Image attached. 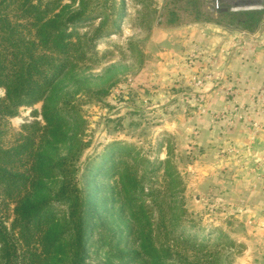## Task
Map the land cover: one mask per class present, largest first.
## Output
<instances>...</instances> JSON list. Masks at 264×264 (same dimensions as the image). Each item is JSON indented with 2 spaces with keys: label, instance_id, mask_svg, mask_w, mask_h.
Masks as SVG:
<instances>
[{
  "label": "trees",
  "instance_id": "obj_1",
  "mask_svg": "<svg viewBox=\"0 0 264 264\" xmlns=\"http://www.w3.org/2000/svg\"><path fill=\"white\" fill-rule=\"evenodd\" d=\"M62 1L0 0V191L12 205L11 221L0 218V264H227L219 243L185 234L180 182L147 186L138 167L122 170L116 151L77 165L87 142L76 95L93 83L90 92L103 96L115 84L117 64L103 67L95 44L119 32L125 2L110 18L89 8L93 0L75 9L76 0ZM224 11L230 25L243 16L246 28L262 13ZM95 19L92 29H75ZM37 102L42 122L19 132L7 125Z\"/></svg>",
  "mask_w": 264,
  "mask_h": 264
},
{
  "label": "rangeland",
  "instance_id": "obj_2",
  "mask_svg": "<svg viewBox=\"0 0 264 264\" xmlns=\"http://www.w3.org/2000/svg\"><path fill=\"white\" fill-rule=\"evenodd\" d=\"M119 2L93 0L89 8L105 10L113 18ZM124 2L119 32L97 39L95 44L103 54V67L117 64L109 79H116L115 84L103 96L90 92L93 83L76 95L87 142L77 165L81 167L88 156L116 151L124 161L122 170L138 167L147 186L166 189L168 182H180L177 198L185 210L182 224L191 228L185 234L198 231L199 239L219 243L217 249L222 258L226 255L227 264H264V154H259L264 140L258 139L264 128V103L252 108L253 114L245 101L236 100L232 108L224 97L223 105L209 106L200 90L208 83L209 88L216 83L223 85L224 92L231 90V79L240 86L253 79L264 85V78L249 76L236 62L246 61L245 66L255 69L254 73L260 64L264 66V0ZM238 6L262 11L251 28L241 23L243 16L234 25L227 22L224 10ZM205 21L222 25L225 44L219 56L207 53L201 59L202 54L191 50L195 47V38L190 39L194 30H188L189 36L186 26ZM98 22L84 21L75 29H92ZM186 37L192 41L187 46ZM232 72L238 75L231 76ZM245 94L252 103L255 93ZM41 105L20 106L15 116L6 118L7 125L19 132L29 120L42 122ZM232 117L242 118L246 128L242 142L236 144L229 136ZM80 172L79 168L77 174ZM106 181L115 182L117 177ZM152 198L143 195L141 201L148 204ZM11 207L0 191L4 224L11 221Z\"/></svg>",
  "mask_w": 264,
  "mask_h": 264
},
{
  "label": "crops",
  "instance_id": "obj_3",
  "mask_svg": "<svg viewBox=\"0 0 264 264\" xmlns=\"http://www.w3.org/2000/svg\"><path fill=\"white\" fill-rule=\"evenodd\" d=\"M222 25L221 24H218L214 21H205V22H190L187 24V28H186V31L192 29L194 30V37L190 36L189 35V31L187 32L188 35L190 36V39H194L195 38V47L191 50H193V52H197L198 54H202V58L201 59H205L206 57H204V55L206 56L207 53L209 54H213V57H215L216 55H220L219 53V50H221L220 48L222 47V44H225V42L223 41V39L225 38L223 35L224 33L223 32H220V27ZM196 32H198V34L196 35ZM187 38V41H186V46L188 45V43H192L191 40ZM236 62L242 66V69L245 70V73H248L249 76L253 77V76H256V78L258 79V77L260 76L261 79L264 78V66L263 64H260L257 68H256V73H254V70L255 69H251V68H247L248 66H245L247 65L248 63L244 60H240L239 62V59L236 60ZM236 63V64H237ZM260 63V61H259ZM232 67L235 69V64L233 63ZM239 73V70L240 69H237ZM219 73H223V72H220ZM228 73V72H226ZM235 74L232 72L231 76H233V74H235L236 76L238 74ZM243 72H241L240 76L241 78L243 77L242 76ZM259 77V78H260ZM247 79V78H246ZM231 81H233L231 79ZM229 82L230 84H228L230 87H231V90H228L227 88V91H223L222 88L223 85H218L216 83H210L211 84V87L212 88H209V83L207 85H204L202 89V91H204V94H205V97H204V101H208V104L209 106H221L223 105L222 103H224L222 100V98L224 97L225 98V102L229 103L230 105H232V108L233 106H235V103H237L238 101H245L244 104H245V107H248L249 111H250V114H253L255 108L259 107V105L261 103H264V101H262L263 97H264V85H262L261 83H257L256 81L257 80H254V82H250L248 83L247 85H242L240 86L239 84H233L232 82ZM253 83V85H252ZM243 84V83H242ZM238 85L240 87H238ZM257 86V87H255ZM247 87V88H246ZM246 88V92L247 93H255L254 94V97L252 99V103L250 102V99H247L246 98V92H244L243 90ZM250 88H253V90H251ZM208 91V92H207ZM229 91V92H228ZM226 94V96H224ZM237 100V102H236ZM254 100V102H253ZM256 101V102H255ZM253 106V107H252ZM254 108V110L252 111L251 109ZM240 113V110H235L234 109V112L237 113ZM252 111V112H251ZM260 112V111H259ZM243 117V114H239ZM233 118V126L230 128L229 130V136L232 138V140H234L235 144L236 143H239L242 142V138L245 137V134H246V128L244 126V121L242 118H235V117H232ZM262 124V122H261ZM264 126V123L262 124ZM258 139H261V140H264V128L263 130L261 129L260 130V133L258 135ZM260 155L261 154H264V150H262V152L259 153Z\"/></svg>",
  "mask_w": 264,
  "mask_h": 264
},
{
  "label": "built area",
  "instance_id": "obj_4",
  "mask_svg": "<svg viewBox=\"0 0 264 264\" xmlns=\"http://www.w3.org/2000/svg\"><path fill=\"white\" fill-rule=\"evenodd\" d=\"M215 6V5H214ZM216 8H218V6H216ZM241 10H252L251 8H247V7H230V11L235 12V11H241Z\"/></svg>",
  "mask_w": 264,
  "mask_h": 264
}]
</instances>
